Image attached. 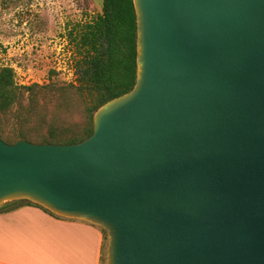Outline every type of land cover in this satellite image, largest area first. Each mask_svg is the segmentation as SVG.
<instances>
[{"label":"water","instance_id":"1","mask_svg":"<svg viewBox=\"0 0 264 264\" xmlns=\"http://www.w3.org/2000/svg\"><path fill=\"white\" fill-rule=\"evenodd\" d=\"M133 87L70 143L0 136V207L107 236L104 264H264V0H132Z\"/></svg>","mask_w":264,"mask_h":264},{"label":"rangeland","instance_id":"2","mask_svg":"<svg viewBox=\"0 0 264 264\" xmlns=\"http://www.w3.org/2000/svg\"><path fill=\"white\" fill-rule=\"evenodd\" d=\"M103 0H0V66L14 69L22 86L37 84L31 110L28 91L0 113V136L16 138L19 130L39 142L51 129L73 133L87 120L89 97L75 88L77 53L67 37L74 23L94 19ZM68 127L72 131H60ZM101 264H104L107 238Z\"/></svg>","mask_w":264,"mask_h":264},{"label":"trees","instance_id":"3","mask_svg":"<svg viewBox=\"0 0 264 264\" xmlns=\"http://www.w3.org/2000/svg\"><path fill=\"white\" fill-rule=\"evenodd\" d=\"M67 37L78 55L74 60L77 72L75 88L81 95L89 97L87 120L80 130L73 133L51 129L39 142L70 143L85 139L93 131L92 117L97 108L129 91L135 83L136 16L132 0H103L101 12L90 21L74 23L67 30ZM37 87V84H17L14 69L7 65L0 66V113L8 112L19 102L24 89L28 91L29 99L26 109L31 110ZM60 131L72 130L63 127ZM21 136L26 135L19 130L16 138L5 137L4 140L13 143ZM22 201L58 216L25 199L7 202L0 209ZM100 229L105 240L106 232Z\"/></svg>","mask_w":264,"mask_h":264},{"label":"crops","instance_id":"4","mask_svg":"<svg viewBox=\"0 0 264 264\" xmlns=\"http://www.w3.org/2000/svg\"><path fill=\"white\" fill-rule=\"evenodd\" d=\"M103 243L87 221L23 201L0 209V264H101Z\"/></svg>","mask_w":264,"mask_h":264}]
</instances>
